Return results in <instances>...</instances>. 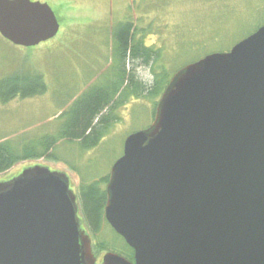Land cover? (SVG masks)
<instances>
[{
  "label": "water",
  "instance_id": "95a60500",
  "mask_svg": "<svg viewBox=\"0 0 264 264\" xmlns=\"http://www.w3.org/2000/svg\"><path fill=\"white\" fill-rule=\"evenodd\" d=\"M46 3L0 0V37L58 34ZM104 218L133 251L100 264H264V25L180 69L152 125L110 171ZM68 177L35 166L0 182V264H95Z\"/></svg>",
  "mask_w": 264,
  "mask_h": 264
},
{
  "label": "rangeland",
  "instance_id": "374dc122",
  "mask_svg": "<svg viewBox=\"0 0 264 264\" xmlns=\"http://www.w3.org/2000/svg\"><path fill=\"white\" fill-rule=\"evenodd\" d=\"M31 1L47 3L60 22V30L55 38L31 48L14 46L0 37V82L6 78L32 82L40 77L46 88L40 96L0 103V144L20 157L39 155L21 159L0 174V182L36 165L63 173L69 176L83 221L80 187L109 178L111 167L122 156L125 139L151 125L159 100H131L117 106L111 114L118 121L111 123L109 119L110 125L94 149L83 150L79 144L61 139L76 101L92 87L107 82L117 64L118 60L114 63L111 57V27L125 20H131L139 32L148 26L149 33L140 36L143 45L160 47L164 60L160 59L159 66L173 72L172 77L204 51L229 52L264 25V0ZM187 45L193 46L184 54L182 48ZM134 74L140 83L153 85L149 67L139 64ZM39 142L44 147L53 145L52 158L41 153ZM106 184L100 188L104 190ZM84 227L97 263L106 253L121 250L117 247H122V242L107 225H103L101 235ZM101 242L108 247L97 251L95 246ZM112 246L117 247L113 250Z\"/></svg>",
  "mask_w": 264,
  "mask_h": 264
},
{
  "label": "trees",
  "instance_id": "16d2710c",
  "mask_svg": "<svg viewBox=\"0 0 264 264\" xmlns=\"http://www.w3.org/2000/svg\"><path fill=\"white\" fill-rule=\"evenodd\" d=\"M256 30L257 29L252 33ZM149 31L147 26L146 29H140L139 32L131 20L115 23L111 27V57H113L114 63L116 61L115 59L118 60L117 64L114 66V69H112L111 75L106 77L107 82H104L103 85L92 87L88 93H84L79 100L76 101L69 112L70 114L68 113L69 120L64 132L60 134L61 139L77 143L83 150L94 149L104 137V132L110 125L109 119L111 123L118 121V119L114 118L111 114L113 110L118 108L117 106H125L126 103L131 100L143 99L154 101L155 98L160 97L169 83L173 72L171 73L169 69L163 68L164 66H159L160 59L164 60L163 51L160 47L154 49L151 47L147 48L143 45L141 37H144ZM201 45H203L204 50H206V45ZM192 46L193 45H187L185 48H182V53L189 54ZM204 52L201 57L192 62L201 59L207 54L218 53L216 51ZM139 64L143 67H149L150 72L152 71L154 82L151 87H147L135 78L134 68ZM45 89V85L42 83L40 77H37L32 82L21 78H6L0 82V103L5 104L16 98L26 99L37 95L40 96L44 94ZM40 146H43L41 153H43V155L48 154V157L52 158L51 153L53 145L49 143L44 147L43 142H41ZM35 155H39V153L20 157L7 148L4 143L0 144V174L9 170L12 166L21 161V159L36 157ZM107 182L108 178L106 177L101 179L100 182H93L87 186L82 185L80 187L81 209L84 215L83 223L93 234L96 233L101 235L103 225L109 227L103 218L106 194L105 191L100 188L101 184H106ZM115 236L123 245L122 247L112 246L113 250L116 249V247L121 250L111 251L132 262V250L126 246L121 238L116 234ZM106 247L108 246L105 242L98 243L97 246H95L97 251H103Z\"/></svg>",
  "mask_w": 264,
  "mask_h": 264
}]
</instances>
